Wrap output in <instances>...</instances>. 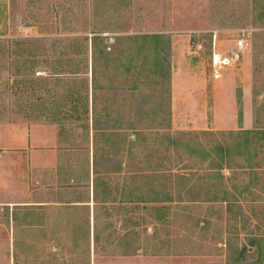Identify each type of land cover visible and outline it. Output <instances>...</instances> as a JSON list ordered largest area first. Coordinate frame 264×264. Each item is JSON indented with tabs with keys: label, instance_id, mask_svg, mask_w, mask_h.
<instances>
[{
	"label": "rangeland",
	"instance_id": "rangeland-1",
	"mask_svg": "<svg viewBox=\"0 0 264 264\" xmlns=\"http://www.w3.org/2000/svg\"><path fill=\"white\" fill-rule=\"evenodd\" d=\"M0 264H264V0H0Z\"/></svg>",
	"mask_w": 264,
	"mask_h": 264
},
{
	"label": "trees",
	"instance_id": "trees-1",
	"mask_svg": "<svg viewBox=\"0 0 264 264\" xmlns=\"http://www.w3.org/2000/svg\"><path fill=\"white\" fill-rule=\"evenodd\" d=\"M146 38H148V37L147 36L146 37H143V39H146ZM151 38H154L156 40L157 39L159 40V39H161V35H159V34L153 35ZM100 40L101 39H99L98 36H95L92 39V46H93V49H94V54H93L94 57L97 56V54H100V56H103L104 55V57H105L106 60L113 59V57L111 56V53L104 54V52H100V51H99V53L96 52V48H98L97 42L100 41ZM166 70H167V72H166V75L167 76L166 77L168 79L169 78L168 65H166ZM94 81H95V79H94ZM92 84H93V82H92ZM92 88L93 89H96L95 83L92 86ZM86 116H87V118L85 117V120L87 119V125L85 126V128L87 129V137L90 136V131L89 130H91L92 131V143H93V148H94L91 165H92V173H93V176H94L93 177V186H94V193H95V191H97V189L102 184V178H99L100 177L99 176L100 175V172L98 170V167H99V164H100V162L98 161V159H100V158H99L98 152H97L99 150V148L97 150L98 137L99 136H102V137L110 138L111 136H113V137L114 136H119L121 130L120 129H114V130H111V131H106L105 129L101 128V126L104 123H107V120L104 118V116L102 114H99L98 116H95L93 114L92 120H91V124L88 121L89 120L88 119V115H86ZM78 119H80V118H78ZM135 133L138 134L139 132L137 131ZM130 137H132V134L129 135V138ZM85 163H87L86 174L89 175V172H90V170H89V164H90L89 163V160L87 159ZM120 172H121V170H120V166H119V169H116V170H113V171H108V172L106 171L105 172V175L106 176H109V175H112V174L113 175H117ZM105 185L106 186H104V187H105L106 193L110 194L109 187H108V189L106 188L108 184H105ZM224 194H225V198H223L222 201L227 202L226 197L228 196L229 193L228 192H224ZM95 197H96V195H94V202L96 204H98V201L95 200ZM156 199H157V197L156 198H153L152 201L157 202ZM164 199L165 200H163V201H170L168 197H165ZM146 201H147V199L144 198L143 195H138V196H135V198H132L131 200H129V203H142V202H146ZM100 202L101 203L115 204V201L114 200L113 201H111V200H109V201L108 200H103V202L102 201H100ZM16 207H19V206H16ZM16 219H17V215L14 214L13 220L15 221ZM255 240H256L255 238H250L248 240V244L244 245L243 247H241L239 249L238 255L240 256L241 260L244 259L245 254H247V252H249L250 250H252L254 254H258L260 252L259 249L256 248V245L257 244H256Z\"/></svg>",
	"mask_w": 264,
	"mask_h": 264
},
{
	"label": "crops",
	"instance_id": "crops-1",
	"mask_svg": "<svg viewBox=\"0 0 264 264\" xmlns=\"http://www.w3.org/2000/svg\"><path fill=\"white\" fill-rule=\"evenodd\" d=\"M47 127H44L43 125H36V126H31L28 129V134L25 138H21L19 140L20 144V148L23 150L28 151L29 153V160H30V164L32 165H36L34 166V168H39V169H50L52 167H54L55 163H56V157H55V150L54 149H47V150H43L44 148L48 147V146H53L55 145V136L52 135L51 133H49V131L46 129ZM90 144L93 147V143H92V134L90 135ZM91 147V146H90ZM93 150V148H92ZM93 153V152H92ZM91 152H88V156L87 159L89 160V175L88 176H84L87 177L88 183H90V190H89V197L87 201H76L74 204L76 205H86L89 206L90 204L93 205V209L94 210V206L98 205L94 202V190H93V173H92V167H91V163H92V157L93 154ZM80 175V174H78ZM103 202V201H102ZM24 205H27L29 203H25L24 201L21 202ZM41 202H39V205ZM44 203V202H43ZM80 203V204H79ZM10 203H6V205H9ZM99 204L102 205H108L109 203H101L99 202ZM36 205V203L34 204ZM94 211H92L93 213ZM94 218V216L92 217ZM94 223V220L92 221Z\"/></svg>",
	"mask_w": 264,
	"mask_h": 264
},
{
	"label": "built area",
	"instance_id": "built-area-1",
	"mask_svg": "<svg viewBox=\"0 0 264 264\" xmlns=\"http://www.w3.org/2000/svg\"><path fill=\"white\" fill-rule=\"evenodd\" d=\"M238 45L239 46L243 45V42L242 41H239Z\"/></svg>",
	"mask_w": 264,
	"mask_h": 264
}]
</instances>
